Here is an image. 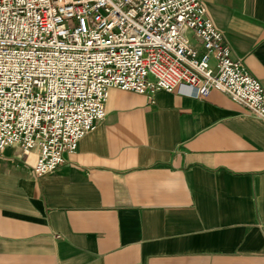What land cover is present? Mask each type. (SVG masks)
<instances>
[{
  "label": "crops",
  "instance_id": "crops-1",
  "mask_svg": "<svg viewBox=\"0 0 264 264\" xmlns=\"http://www.w3.org/2000/svg\"><path fill=\"white\" fill-rule=\"evenodd\" d=\"M201 2L264 104V0ZM36 153L0 148V264H264V119L224 92L110 86L60 164Z\"/></svg>",
  "mask_w": 264,
  "mask_h": 264
},
{
  "label": "built area",
  "instance_id": "built-area-1",
  "mask_svg": "<svg viewBox=\"0 0 264 264\" xmlns=\"http://www.w3.org/2000/svg\"><path fill=\"white\" fill-rule=\"evenodd\" d=\"M110 86L216 89L264 119L261 84L201 0H0V148L36 146L32 172L53 170L103 116Z\"/></svg>",
  "mask_w": 264,
  "mask_h": 264
}]
</instances>
